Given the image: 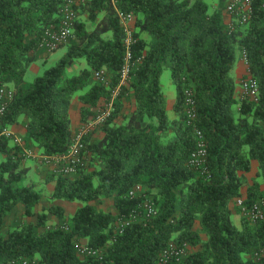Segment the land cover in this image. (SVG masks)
<instances>
[{
  "label": "trees",
  "instance_id": "16d2710c",
  "mask_svg": "<svg viewBox=\"0 0 264 264\" xmlns=\"http://www.w3.org/2000/svg\"><path fill=\"white\" fill-rule=\"evenodd\" d=\"M115 1L135 17V65L109 119L96 129L102 137L85 138L84 166L71 177L48 171L44 181L54 183L47 202L82 206L68 218L58 206L36 211L43 191L29 183L19 148L3 140L0 263L159 264L170 244H185L190 247L187 255L169 264H264V219L250 222L236 204L238 199L245 208L264 203V0L253 4L245 23L234 21L231 27L224 0ZM63 3L0 0V88L13 89L3 126L24 117V144L43 155L66 152L73 134L72 102L80 104L83 123L93 117L117 84L123 59V31L112 0H84L74 7L78 18L66 52L25 83L28 68L43 51L42 33L58 24ZM241 50L247 74L257 84L255 100L235 97L233 69ZM80 61L85 68L72 72ZM99 69L108 74V87L93 80ZM165 70L176 92L173 119L160 84ZM187 89L195 101L194 126L206 145L204 174L188 164L195 137L185 118ZM131 101L133 109L125 113L124 105ZM252 161L257 170L249 184L245 173ZM136 186L141 191L130 198ZM101 199L111 200L116 213L93 204ZM146 201L153 203L155 215L119 231L117 220L142 214ZM17 206L22 217L35 221L7 227L5 220ZM232 213L240 214L239 227ZM49 215L58 220L54 226L48 225ZM85 247L100 253L80 254Z\"/></svg>",
  "mask_w": 264,
  "mask_h": 264
},
{
  "label": "built area",
  "instance_id": "2783aa9c",
  "mask_svg": "<svg viewBox=\"0 0 264 264\" xmlns=\"http://www.w3.org/2000/svg\"><path fill=\"white\" fill-rule=\"evenodd\" d=\"M84 0H64L61 8V17L57 25L49 26L44 29L39 47L46 52H53L57 49L66 46L73 38V27L78 18L75 6ZM259 0H224V13L226 14V22L229 27L234 21L245 23L251 13L253 4ZM112 5L115 10L116 17L119 21L123 31V59L118 72V82L114 88L111 89L109 98H102L100 101L97 113L88 119L81 127L72 134L71 141L66 152L54 155H43L37 150L26 147L22 137L12 132L9 127L3 126L4 113L12 101L13 89L11 87L0 88V143L3 140H9L13 145L17 146L20 151V157L23 161L28 159L37 160L48 168L49 173L54 175L71 177L76 174L77 170L84 166L85 157L84 140L89 133L101 127L110 117L113 111V102L121 92L127 82L132 68L135 65V60L132 57V47L135 42L133 36V28L135 17L128 14L116 6V1L112 0ZM241 60L246 65V55L243 50L240 52ZM93 80L103 87H108L110 79L105 69L95 70L92 73ZM240 98L255 100L257 95V84L248 74L240 80ZM184 110L186 123L193 128L195 137V147L188 158V164L195 170L201 173L207 172V150L202 132L194 126L196 118V108L193 94L190 90L184 91ZM141 191V187L133 188L128 196L135 197ZM237 206L241 210V214L250 222L255 223L258 220L264 219V203L256 202L250 208L243 206L242 199L236 201ZM142 214L140 212H133L127 219H118L116 226L121 229L131 222H138L155 215V209L152 202L146 201L142 206ZM188 245L177 246L170 244L164 249L159 256V264H169L171 260L180 261L189 252ZM80 254H88L96 256L100 251L91 250L88 248H79ZM0 264H31L28 260H9L1 262Z\"/></svg>",
  "mask_w": 264,
  "mask_h": 264
},
{
  "label": "crops",
  "instance_id": "0c3cea01",
  "mask_svg": "<svg viewBox=\"0 0 264 264\" xmlns=\"http://www.w3.org/2000/svg\"><path fill=\"white\" fill-rule=\"evenodd\" d=\"M240 52L241 51H238V53H237V60L235 62V66H234V69H233V77L235 78V82H236L235 97L237 99H240V85H239L240 80L247 74V66L241 60ZM83 68H85V64L83 63V61H80L77 66L73 67L72 72L75 73L79 69H83ZM173 88H174V85L171 83V80H170V88L167 90V92L164 93L165 94V97H166V110H167V115L171 119L174 118L173 104H174L175 98H176V92H175V89H173ZM130 103H128L130 105H127V104L124 105V112L125 113H127L128 111H130V110L133 109V101H131ZM79 108H80V104L75 99L72 102L71 107H70V110H69V117H70L71 128L73 130V133L75 131H77L81 127V125L83 124V122L81 121V116H80ZM25 120L26 119L24 117H20L19 118V121L16 124L11 125V126H8V127L16 135H18L20 137H24L25 131H26V129H25ZM101 137H102V132L100 130H94V131H92L91 133H89L87 135L86 140L95 141L97 139H100ZM0 160H1V156H0ZM29 161H30V163H27V160L26 161H23V163H24V166L25 167H28L29 168V174L35 173L37 175V177L40 179L39 187L41 186V188H36V189L41 191V190H43L46 187L47 188V191L45 193H47V194L51 193L52 190H53V187H54V183L53 182H47V183L44 182V181H46L45 179L47 177L46 174L48 173V168L46 166H44L43 164L39 163L37 160L30 159ZM256 170H257V164H256L255 161H252L251 162V169H250V171L247 172V173H245V177H246L247 182L249 184L251 183V180L255 177ZM33 185H36V184L34 183ZM245 194H246V187H243L241 189L242 198L245 197ZM40 203L41 202H39V204ZM50 205L61 207L63 209V211H64V215L67 218L68 217H71L74 214V212L79 207L82 206V204L79 203L77 206L71 208V207H68L67 204L64 205L63 203H61L60 200H55L52 203H49L48 202V204L46 206H43L42 205L41 208H48ZM112 205H113V203H112ZM231 207H232V205H231ZM97 208L102 209L100 206H97ZM102 210L107 211V212H111L113 214L116 213L115 210L114 211L113 210H105V209H102ZM21 211H22L21 207L20 206H17L14 209V211L10 214V216H8L6 218L5 225L7 227L9 225H12V222H13L12 218L13 217H11V216H13V214H16V212L20 213V215H21ZM236 217H239V220H240V217L241 216H240V214H236ZM22 219H23L22 222H34L35 221L34 218H25V217H22ZM57 222H58V220L53 216V217H50L49 218L48 225L49 226H54L55 224H57ZM5 231L6 230H4L3 232H5ZM81 244L82 245H85L86 244V241L85 240H82L81 241Z\"/></svg>",
  "mask_w": 264,
  "mask_h": 264
},
{
  "label": "rangeland",
  "instance_id": "374dc122",
  "mask_svg": "<svg viewBox=\"0 0 264 264\" xmlns=\"http://www.w3.org/2000/svg\"><path fill=\"white\" fill-rule=\"evenodd\" d=\"M65 52H66V46L61 47V48H59L53 52L42 51L38 60L34 64H32L31 67L28 68V70L24 76V82L27 84L32 82L35 77L41 75L42 72L46 68L53 65ZM160 84H161V88H162L164 93L167 92V90L170 88V72L168 70L163 71V73L161 74ZM173 89H175V87ZM11 144H12V142H11ZM29 160L30 159L27 160V163H30ZM28 180H29L30 184L35 183L36 188H41V186L39 187L40 179L37 177V175L35 173L28 174ZM42 191H43V195H42V198L40 200L41 203L36 208L37 211H40V209H42L41 208L42 205L46 206L48 204V202L45 199V197L47 195V193H45L47 191V188L45 187ZM60 201L64 205L67 204L68 207H71V208L75 207L79 204V202H67L64 200H60ZM94 204L96 206H100L102 209H105V210H113V211L115 210L114 206L112 205V201L109 199H101L99 201L94 202ZM11 217H13L12 218V220H13L12 224H18V223L22 222V220H23L22 216L18 212H16V214H13V216H11ZM50 217H53V216L49 215V218ZM231 219H232L233 223L237 227H239V225H240L239 217H236V214L232 213Z\"/></svg>",
  "mask_w": 264,
  "mask_h": 264
}]
</instances>
